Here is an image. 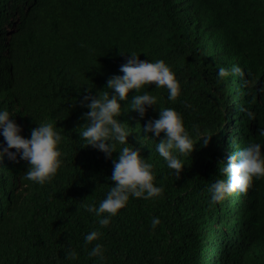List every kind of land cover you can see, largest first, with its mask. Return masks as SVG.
<instances>
[{
  "label": "trees",
  "instance_id": "trees-1",
  "mask_svg": "<svg viewBox=\"0 0 264 264\" xmlns=\"http://www.w3.org/2000/svg\"><path fill=\"white\" fill-rule=\"evenodd\" d=\"M130 51L164 59L182 91L171 101L166 87L145 85L158 101L143 117L131 110L134 89L121 101L129 141L153 164L163 192L130 197L102 227L84 204L106 196L121 145L112 157L84 146L79 131L89 109L80 101L108 91ZM234 64L243 75H218ZM263 88L264 0H0V108L25 136L52 122L64 160L40 184L26 177L27 161L0 159V264H264V176L221 201L208 191L236 148L264 145ZM160 107L180 111L196 142L180 154V176L158 153L159 137L143 130ZM204 135L212 136L207 145ZM97 227L99 241L86 242ZM97 242L104 260L88 255Z\"/></svg>",
  "mask_w": 264,
  "mask_h": 264
},
{
  "label": "clouds",
  "instance_id": "clouds-1",
  "mask_svg": "<svg viewBox=\"0 0 264 264\" xmlns=\"http://www.w3.org/2000/svg\"><path fill=\"white\" fill-rule=\"evenodd\" d=\"M126 62L120 65V72L112 74L107 80L108 91L102 94L87 92L80 103L88 111L82 113L85 126L79 131L84 138V146L91 145L102 150L107 157H112L121 145L118 156L113 160L110 178L114 183L106 196L96 202H86L84 207L97 217L100 226H107L113 216L124 207L130 197L145 199L160 195L163 186L155 183L153 164L142 155L141 149L129 141L130 130L119 118L122 112L121 101L128 100L131 90H135L131 98V110H136L141 117L145 116L150 106L156 105L157 95L151 91H141L145 85L156 83V87L164 86L168 90V99L175 101L182 88L179 79L171 65L164 59L141 58L140 53L130 51ZM232 73L243 75L239 65L231 68L221 67L218 75L224 77ZM248 116L255 113L248 111ZM143 130L159 137L156 149L165 158L170 169L180 176L185 161L180 154H191L196 142L184 123L183 114L175 107H160L158 117H153L143 124ZM264 132V129H261ZM163 133V135H162ZM0 159L5 154L9 159H23L28 167L25 175L28 179L44 184L52 179L63 165V153L60 148L62 133L52 122H38L31 129L30 136L22 132L13 113L8 108H0ZM211 135L202 137L203 145L211 140ZM225 176L218 177L208 185L211 200L221 201L234 192H246L254 178L264 176V145L258 141H250L236 148L220 169ZM160 223V217H153L151 224L155 228ZM102 227L93 228L85 234V241H99ZM70 257H77L75 249L66 252ZM91 257L105 259V246L95 243L88 252Z\"/></svg>",
  "mask_w": 264,
  "mask_h": 264
},
{
  "label": "bare ground",
  "instance_id": "bare-ground-1",
  "mask_svg": "<svg viewBox=\"0 0 264 264\" xmlns=\"http://www.w3.org/2000/svg\"><path fill=\"white\" fill-rule=\"evenodd\" d=\"M264 89V88H263Z\"/></svg>",
  "mask_w": 264,
  "mask_h": 264
}]
</instances>
